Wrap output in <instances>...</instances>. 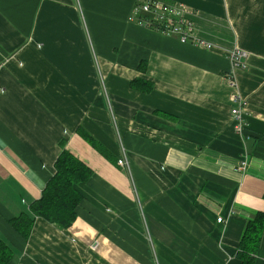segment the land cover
Masks as SVG:
<instances>
[{"label":"crops","instance_id":"0c3cea01","mask_svg":"<svg viewBox=\"0 0 264 264\" xmlns=\"http://www.w3.org/2000/svg\"><path fill=\"white\" fill-rule=\"evenodd\" d=\"M136 1L0 0L8 264H245L246 225L264 210V0H167L188 6L212 49L136 23ZM235 46L250 53L248 69L234 72ZM62 142L92 170L77 185V218L62 229L37 217L25 240L12 219L41 198Z\"/></svg>","mask_w":264,"mask_h":264},{"label":"trees","instance_id":"16d2710c","mask_svg":"<svg viewBox=\"0 0 264 264\" xmlns=\"http://www.w3.org/2000/svg\"><path fill=\"white\" fill-rule=\"evenodd\" d=\"M140 83L145 84L142 81ZM81 133L92 145L106 153L96 139L83 131ZM61 144L62 151L55 163L56 173L48 181L41 198L32 204L29 213H21L12 219V226L25 240L29 239L37 217H42L62 229L69 228L77 218V209L83 200L77 185L88 181L92 170L72 154L64 142ZM263 233L264 210L257 212L246 225L239 248V256L245 264H254ZM12 257L10 247L1 241L0 264H8Z\"/></svg>","mask_w":264,"mask_h":264},{"label":"built area","instance_id":"2783aa9c","mask_svg":"<svg viewBox=\"0 0 264 264\" xmlns=\"http://www.w3.org/2000/svg\"><path fill=\"white\" fill-rule=\"evenodd\" d=\"M133 19L142 26L152 28L164 34L177 36L182 42H192L198 46L214 47L216 44L200 38L196 34V23L188 6L179 2H170L167 0H137L133 9ZM232 63L234 72L236 70H245L249 68L250 53L238 46L227 50ZM231 85L237 88L235 74L228 77ZM232 116L234 129L244 134L248 126L247 121V100L237 91L232 98ZM119 164L128 165L127 156L119 159ZM249 165L247 160H243L239 169L245 171ZM223 218L219 217L218 222Z\"/></svg>","mask_w":264,"mask_h":264},{"label":"rangeland","instance_id":"374dc122","mask_svg":"<svg viewBox=\"0 0 264 264\" xmlns=\"http://www.w3.org/2000/svg\"><path fill=\"white\" fill-rule=\"evenodd\" d=\"M132 18H133V13H132ZM134 20V19H133ZM137 23V22H136ZM194 44V43H193ZM210 43H208L207 44V46H200L201 48H208V49H212V47H209L208 45H209ZM198 46V45H197ZM226 50V49H225ZM250 58V57H249Z\"/></svg>","mask_w":264,"mask_h":264}]
</instances>
